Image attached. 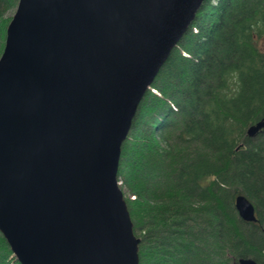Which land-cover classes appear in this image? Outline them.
I'll return each mask as SVG.
<instances>
[{
  "label": "water",
  "instance_id": "95a60500",
  "mask_svg": "<svg viewBox=\"0 0 264 264\" xmlns=\"http://www.w3.org/2000/svg\"><path fill=\"white\" fill-rule=\"evenodd\" d=\"M202 1L16 0L0 53V234L19 264H138L120 148ZM233 207L256 219L244 195Z\"/></svg>",
  "mask_w": 264,
  "mask_h": 264
},
{
  "label": "trees",
  "instance_id": "16d2710c",
  "mask_svg": "<svg viewBox=\"0 0 264 264\" xmlns=\"http://www.w3.org/2000/svg\"><path fill=\"white\" fill-rule=\"evenodd\" d=\"M15 4L0 0V53ZM262 38L264 0H203L138 103L116 171L138 264H264V127L245 134L264 120ZM0 264H19L1 234Z\"/></svg>",
  "mask_w": 264,
  "mask_h": 264
},
{
  "label": "rangeland",
  "instance_id": "374dc122",
  "mask_svg": "<svg viewBox=\"0 0 264 264\" xmlns=\"http://www.w3.org/2000/svg\"><path fill=\"white\" fill-rule=\"evenodd\" d=\"M14 8H15V6H13V7H11V8H8L4 13H3V16L6 18V17H9V19H10V17H11V15L13 14V12H14ZM259 44H260V46H262V47H264V38H262L260 41H259ZM151 90H153V89H151ZM175 121H176V119H175V117L173 116V115H171V117L169 118V122H173V123H175ZM196 146V145H195ZM197 148H199V147H197ZM199 150H200V148H199ZM202 150V149H201ZM157 175H152V174H150L147 178H146V180L147 181H150V184L152 183L153 185H155V186H157L159 189H161L160 187H162V184H163V180L164 181H166L168 178L167 177H163V179H161L160 177H156ZM211 233V232H210ZM202 237V236H201ZM206 239H208V237L206 238ZM12 255V254H11ZM13 256V255H12ZM14 257V256H13ZM213 261V260H212Z\"/></svg>",
  "mask_w": 264,
  "mask_h": 264
}]
</instances>
